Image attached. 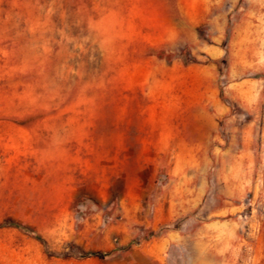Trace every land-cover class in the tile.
I'll return each instance as SVG.
<instances>
[{"label": "rangeland", "instance_id": "1", "mask_svg": "<svg viewBox=\"0 0 264 264\" xmlns=\"http://www.w3.org/2000/svg\"><path fill=\"white\" fill-rule=\"evenodd\" d=\"M10 220L0 264H264V0H0Z\"/></svg>", "mask_w": 264, "mask_h": 264}, {"label": "trees", "instance_id": "2", "mask_svg": "<svg viewBox=\"0 0 264 264\" xmlns=\"http://www.w3.org/2000/svg\"><path fill=\"white\" fill-rule=\"evenodd\" d=\"M159 57H162V53H158ZM186 63V62H185ZM1 226H11L14 227L24 233H27L29 235H31L32 237L40 240L43 244H45V240L43 238L40 237V235L30 226L19 223L17 221L14 220H10V221H5L4 223L0 224ZM107 253H102V252H90L87 254L91 255V256H102V255H106Z\"/></svg>", "mask_w": 264, "mask_h": 264}]
</instances>
